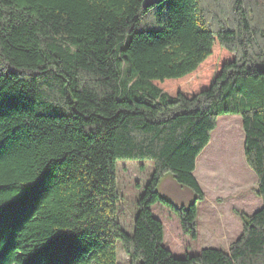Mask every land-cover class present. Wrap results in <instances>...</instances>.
I'll use <instances>...</instances> for the list:
<instances>
[{
  "label": "trees",
  "instance_id": "trees-1",
  "mask_svg": "<svg viewBox=\"0 0 264 264\" xmlns=\"http://www.w3.org/2000/svg\"><path fill=\"white\" fill-rule=\"evenodd\" d=\"M142 2L0 0V264H117V244L129 264H264V0ZM222 116L241 119L262 206L236 212L226 251L177 259L151 208L196 240L193 172ZM120 160L153 164L132 234ZM166 173L188 209L157 192Z\"/></svg>",
  "mask_w": 264,
  "mask_h": 264
},
{
  "label": "rangeland",
  "instance_id": "rangeland-1",
  "mask_svg": "<svg viewBox=\"0 0 264 264\" xmlns=\"http://www.w3.org/2000/svg\"><path fill=\"white\" fill-rule=\"evenodd\" d=\"M203 1L204 4L207 3V0ZM210 71L211 67H206L198 76H205ZM243 140L240 117H219L209 143L197 157L198 166L194 177L200 182L204 200L207 198L209 203H196L201 215L200 225L203 227L200 232L198 231L196 240H191L181 233L179 222L168 209V204H159L151 208L155 218L164 226L163 246L173 257L183 259L196 255L206 248L226 251V243L219 238L222 234L219 231L205 230L207 227L210 228L208 222L211 221V215L205 216L207 211L222 209L230 214L239 212L251 215L261 208L262 202L254 194L256 176L247 167L243 157ZM115 174L119 193L117 221L126 233L132 234L133 220L137 213L136 204L152 178L153 164L149 160H120L116 163ZM157 192L177 208L188 209L195 199V195L188 188L180 187L173 181L170 173L164 175ZM224 219L225 217L222 220ZM218 241L221 243L217 244ZM117 245V264H129L128 257L120 245Z\"/></svg>",
  "mask_w": 264,
  "mask_h": 264
},
{
  "label": "crops",
  "instance_id": "crops-1",
  "mask_svg": "<svg viewBox=\"0 0 264 264\" xmlns=\"http://www.w3.org/2000/svg\"><path fill=\"white\" fill-rule=\"evenodd\" d=\"M197 166H198V164H196V167ZM196 167H195V170H196ZM195 170L193 172V176L196 175ZM195 180L197 181L200 189H202L198 179L195 178ZM208 201L209 200L207 198H205V200L203 202H201V204L209 203ZM257 210H259V209H257ZM220 212L222 214H220ZM207 215L208 216L211 215V221L208 222V225L210 228L207 227V229H205V230L211 231V232L219 231V233L222 234L221 236H219V238L221 239V241L226 243V245H225L226 249L225 250H227L229 248L230 244L233 243L234 241H236L238 239V237L240 236L241 222L239 221V219L235 213L230 214V213H227L225 211H222V209H219V210L217 209V211H212V210L210 211L209 210L206 212L205 216H207ZM224 217H225V219L223 221L222 219ZM200 219H201V215H200L199 209H198L197 210V236H198V231L200 232L203 229V227L200 225V224H202ZM206 224H207V220H206ZM221 241H218L216 243L217 244L221 243Z\"/></svg>",
  "mask_w": 264,
  "mask_h": 264
},
{
  "label": "water",
  "instance_id": "water-1",
  "mask_svg": "<svg viewBox=\"0 0 264 264\" xmlns=\"http://www.w3.org/2000/svg\"><path fill=\"white\" fill-rule=\"evenodd\" d=\"M163 2H164V0H143L142 8L144 10H148V9L154 7V6L160 5Z\"/></svg>",
  "mask_w": 264,
  "mask_h": 264
}]
</instances>
